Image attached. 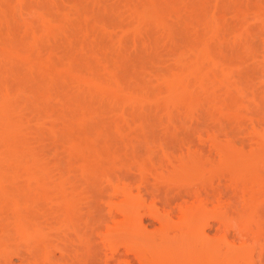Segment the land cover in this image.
<instances>
[{"label":"rangeland","instance_id":"rangeland-1","mask_svg":"<svg viewBox=\"0 0 264 264\" xmlns=\"http://www.w3.org/2000/svg\"><path fill=\"white\" fill-rule=\"evenodd\" d=\"M184 187L263 261L264 0H0V264H124Z\"/></svg>","mask_w":264,"mask_h":264},{"label":"bare ground","instance_id":"bare-ground-1","mask_svg":"<svg viewBox=\"0 0 264 264\" xmlns=\"http://www.w3.org/2000/svg\"><path fill=\"white\" fill-rule=\"evenodd\" d=\"M193 187L195 188V186H193ZM221 188H222V186H219V188H217V190H219V192H216V193H218L217 194L218 196L220 194V197H221L222 193H225L224 190L226 191V189L222 190ZM193 189L190 190V188L184 187L183 190L181 189L182 191H179L177 193L175 192L176 195L172 196L166 202V204L168 205V208L165 209L164 205H163V209H164V212H163L164 215L163 216H158L156 214H149L150 216H152V218L148 219V221H149L148 223L150 225L151 224L154 225V222H157V225L153 226V228L150 230H147L144 227L141 228L140 227L141 224L137 223L134 218H124L123 219V221L126 220V222H124V225L122 222L123 226L121 225V232H123L124 235H126L128 233L129 235L133 236L134 238L132 237V239H134V240L136 239V237L139 236V237H141V241H143V242H141L139 237L136 239V241L134 243H136L138 240V242L136 243L137 245L138 244L141 245L143 243V245H141V246L138 245L137 249H134L133 244L130 243L132 247L129 246L130 248L129 247L128 248L130 249L131 252H128L127 254L132 253L133 257L130 258V256H129L130 254H129L128 255L129 257H125V259H122L123 261H125L124 264H222L224 262L223 260H225V262H226L227 259L223 258L221 262H220L221 258L218 261L216 260L218 257V256H216V255H218L217 253H219V256L221 257V255H220L221 249L219 250L215 246L218 247L219 244H224L226 246V248H228V250H230L229 248L233 249L231 247L233 245V246H235V249H233L235 251H232V252H238L236 249H239L240 247L236 248V245L238 247V244H236V242L239 243V245L243 244L244 241L246 243L248 240V239H246V237L248 235L246 236V234L244 232H240L239 230L237 232H240L241 236L236 231H234L233 233L230 234V232L226 226L225 229L228 230V231L226 230V233L228 232L229 233L228 235H231L232 241L236 240V242L235 241L231 242V240H228L226 237L228 235L227 234L225 235V233H224L225 231H223V228L225 227L224 226L225 222L223 221V219L222 220L220 219V218H223V217H220V215L221 216L224 215L223 214L224 212L228 213V212H226L227 210H229V213H230V211L236 212L237 210H240V208H237V210H235L236 208L233 209L235 206L237 207V204H235V206L232 205L235 202H237V201H235L236 199H234V202L231 204L234 207L232 209L230 208L231 205H230V207H228L231 210L230 209L226 210L224 208L223 211H220L221 214H219V212H217L218 210L215 209L216 210L215 212H217V215L219 216L217 218L220 219V220L217 219L218 220L217 222L223 221V222H221V225H222V223H224V224L222 225L223 228L221 227V229H220V227H219V229L221 230V233H223V234H221V236L217 235L220 231L218 233L214 232L215 234L217 233L216 236H218L217 238H219V239L213 238L214 243L212 244L213 239H212V237H210L211 235L210 236L207 235V233L204 232V229L206 227L207 228L209 227V229H210L211 223L209 222V219L211 217L216 218V216H217L215 214V212H214L215 217H213L210 213H209V215H207V211L209 212L210 210L207 209L208 204L206 206V202L209 200L208 202L212 203L214 201V199L212 200V199L208 198V196L210 194L207 191L205 193H208V195L207 194L204 195L205 193L203 192L204 193L203 194L201 192L202 190L200 191L199 189H196L199 191L198 192V191H194ZM200 192L205 196L204 197L205 199L203 198L202 194H201L202 197L200 199V196H201ZM226 192H228V191H226ZM225 194H227V193H225ZM197 196H199L198 203H196L197 202V199H196ZM213 196L214 195H212V197ZM222 196H224V194ZM210 198H211V196H210ZM215 198L217 199L218 197H215ZM239 205L242 206V204L240 202H239ZM245 206L246 205H244V208H245ZM205 207H207V208H205ZM244 211L245 210L242 209V207H241V212L237 211V213L242 214V212L244 213ZM241 214H239V215H241ZM236 216L238 217V215H236ZM173 217H176V218L173 220ZM141 219H142V217L140 216L138 220L141 221ZM170 220H172L173 222H171ZM217 225H219V224H217ZM214 227L216 229L218 228V226H216V225H214ZM125 231H126V233H125ZM204 234H206V235H204ZM215 234H213V235L215 236ZM242 234H243V236H242ZM127 235L124 237L125 238L127 237V239H128ZM204 236H207V238H211L212 240L211 239H209V240L203 239L202 243H200L201 241H198V240L205 238ZM244 236H246V237H244ZM127 239H125L124 244L129 241V240L127 241ZM238 239L240 241L243 240V242H239ZM215 240L217 242H215ZM208 241L210 242L209 244L213 245L217 250L215 248H213V246L210 247V245H208V244L206 245V243ZM245 243H244V246L246 245L248 248H246L244 246L243 247L246 250L242 249L243 247H241V249L239 250L240 251L239 253H233V254L231 253L232 256H230V254H229V256L231 257L233 262H236L238 258L239 259L242 258V256H244L243 254H245L247 252L249 247L252 248L251 252L254 250L253 248L255 246L254 245L255 242L253 240H251L250 245H248L249 240H248V244L247 243L245 244ZM251 243H252L253 247L251 246ZM124 244H123V246H124ZM136 244H134V245L137 247ZM203 244L207 247V250ZM255 244H257V243H255ZM229 245H231V246H229ZM225 246L220 245L219 247L224 248ZM210 248H211V250L209 251ZM129 249H127V250H129ZM260 249H261V247L259 248V251H261ZM127 250H125V251L127 252ZM242 250H244V251H242ZM257 250H255V251H256V253L258 252V254L256 255L258 257L260 255H259V251H257ZM122 252L124 253V251H122ZM215 252H216V254H215ZM225 253L228 256L227 251H225ZM225 253H224V257L226 256ZM234 254H237V255H234ZM120 255H121V252L117 251V256L115 258L113 257V259H112L113 261L111 260L112 264H116L120 261V260L118 261V259H116L117 257L120 258ZM122 255L126 256V253H125V255L124 254H122ZM122 255H121V257H123ZM214 256H216V257H214ZM211 257H213L215 259V261H213V259H211ZM230 257H227L228 261L231 260ZM263 257H264V255H263ZM127 258H129L130 260H127ZM235 258H236V261H234ZM114 259H116V260H114ZM242 259L244 261V258H242ZM257 259L258 258H256V260ZM115 261H116V263H113ZM258 261H256L257 264H259ZM263 261H264V258H263ZM263 261L261 259L260 264ZM240 263H242V262H240ZM236 264H238V262ZM243 264H245V263L243 262ZM246 264H247V262H246ZM253 264H255V263H253Z\"/></svg>","mask_w":264,"mask_h":264}]
</instances>
